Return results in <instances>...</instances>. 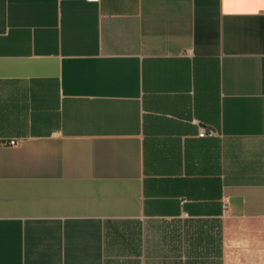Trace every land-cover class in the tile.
I'll return each mask as SVG.
<instances>
[{"label": "crops", "instance_id": "crops-1", "mask_svg": "<svg viewBox=\"0 0 264 264\" xmlns=\"http://www.w3.org/2000/svg\"><path fill=\"white\" fill-rule=\"evenodd\" d=\"M0 264H264V0H0Z\"/></svg>", "mask_w": 264, "mask_h": 264}, {"label": "built area", "instance_id": "built-area-1", "mask_svg": "<svg viewBox=\"0 0 264 264\" xmlns=\"http://www.w3.org/2000/svg\"><path fill=\"white\" fill-rule=\"evenodd\" d=\"M87 1H99V0H87ZM199 136H207V135H214L216 134V130L212 128H207L205 126H200L199 129ZM6 143L11 144V145H17L19 143V140L13 138L7 141Z\"/></svg>", "mask_w": 264, "mask_h": 264}]
</instances>
